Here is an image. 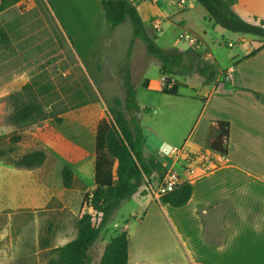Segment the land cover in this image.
<instances>
[{
  "label": "rangeland",
  "instance_id": "1",
  "mask_svg": "<svg viewBox=\"0 0 264 264\" xmlns=\"http://www.w3.org/2000/svg\"><path fill=\"white\" fill-rule=\"evenodd\" d=\"M80 1L66 3L76 14ZM84 13L83 24L89 16ZM181 14L201 39L196 37L199 52L218 64V77L232 68L233 82L264 94V53L248 57L260 46L257 38L212 28L208 13L196 0ZM62 17L58 4L48 0H20L0 11V31L8 39L5 44L0 41V150L6 152L0 157V264H59L55 249L77 238L80 217L92 214L94 224H99L101 216L86 204L85 196L96 188L98 124L113 113L125 119L133 115L124 106L123 65L128 63L138 104L151 109L138 116L148 156L159 158L160 152L167 155L172 147L181 148L205 126L206 114L197 122L203 102L191 96L208 97L211 87L199 77L176 76L178 95L163 94L158 62L134 38L129 21L111 34L104 25L94 56L81 59L75 40L65 33ZM163 28L158 35L161 48L187 47L182 39L184 27ZM26 85L32 89L24 94ZM232 86L226 82L227 88ZM21 93L25 101L40 103L48 118L25 128L11 125V98ZM15 137L19 140L13 143ZM33 150L47 155L41 168L23 170L14 165V160ZM64 168L73 172L71 188L63 184ZM143 191L144 186L112 214L90 250L92 264H100L107 244L124 231V221L136 223L132 216H138L151 197L150 192L148 198L140 196Z\"/></svg>",
  "mask_w": 264,
  "mask_h": 264
},
{
  "label": "crops",
  "instance_id": "2",
  "mask_svg": "<svg viewBox=\"0 0 264 264\" xmlns=\"http://www.w3.org/2000/svg\"><path fill=\"white\" fill-rule=\"evenodd\" d=\"M48 1L58 4L65 33L75 40L79 58L93 57L104 26L102 0L80 1L76 14L68 0ZM128 1L158 35L166 29L163 25L180 24L186 29L183 35L196 36L188 18L181 14L189 11L192 0L185 7L177 0ZM237 1L234 9L242 19L251 24L264 20V0ZM84 12L89 13L85 24L80 22ZM155 22L160 30L154 28ZM231 71L209 84L204 81L211 87L208 97L191 96L204 105L197 122L205 114L207 117L203 130L183 143L192 152L209 148L218 136L217 124L225 122L229 123L228 154H218L213 170L194 171L192 196L185 206L175 208L148 194V203L138 212L142 214L132 216L136 223L123 222L129 238L128 264H264V104L254 94L257 88L233 82ZM228 81L232 88L226 87ZM144 152L146 156L150 153L146 143Z\"/></svg>",
  "mask_w": 264,
  "mask_h": 264
},
{
  "label": "trees",
  "instance_id": "3",
  "mask_svg": "<svg viewBox=\"0 0 264 264\" xmlns=\"http://www.w3.org/2000/svg\"><path fill=\"white\" fill-rule=\"evenodd\" d=\"M20 0H2L0 11L17 4ZM209 15L212 28H222L226 31L249 35L258 39L259 48L254 49L248 56H254L264 49V20L259 24H251L242 19L234 9L237 0H196ZM104 9V25L108 34L118 26L129 21L134 38L140 39L146 53L161 64L160 71L165 77V86L161 92L165 95L177 96L180 83L174 81L176 76L199 77L205 83L213 82L220 71L215 60L211 61L196 49L164 50L158 45V32L148 27L141 18L136 6L128 0H102ZM257 21L258 18L255 17ZM198 37V36H197ZM200 39V37H198ZM70 39V38H69ZM71 40V39H70ZM201 40V39H200ZM0 41L5 44L8 39L0 31ZM72 41V40H71ZM124 84V106L127 112L133 115L125 119L123 114L112 113L109 120H102L96 130L94 183L95 190L85 196L86 204L100 215L98 225L93 222V215L83 214L77 223L78 235L73 241L58 247L59 264H92L90 250L98 241L103 228L112 214L120 208L122 203L131 199L146 183V179L159 176L163 179L166 169L152 155L146 156L145 136L139 121L141 112L150 113V108L142 109L137 102L136 89L131 82V73L128 66H122ZM173 84L171 87L170 85ZM32 89L26 85L22 93ZM22 93L11 98L13 111L9 123L18 128H25L37 124L48 118L43 106L34 99L25 101ZM256 98L264 104V94L254 92ZM218 136L209 148L217 154H228L229 123L217 124ZM13 138L12 142H18ZM11 151V150H10ZM6 154L0 150V157ZM47 155L43 150H33L25 153L13 161L14 165L23 170L41 168L46 162ZM63 184L71 188L73 172L69 168L62 171ZM147 191H143L145 195ZM192 196L190 183L176 187L172 192L162 196L160 202L175 208L185 206ZM129 238L123 231L107 244L100 264H128Z\"/></svg>",
  "mask_w": 264,
  "mask_h": 264
},
{
  "label": "built area",
  "instance_id": "4",
  "mask_svg": "<svg viewBox=\"0 0 264 264\" xmlns=\"http://www.w3.org/2000/svg\"><path fill=\"white\" fill-rule=\"evenodd\" d=\"M181 7L187 6L188 0H177ZM154 28L160 30V24L154 23ZM182 38L191 48H198L199 41L193 34L185 33ZM231 45V44H230ZM218 154L210 148H203L199 151H189L182 146L172 147L167 155L161 153L158 161L166 169L163 179L157 180L156 176L146 179L143 185L147 192L160 200L162 196L172 192L182 184H188L193 178L194 171L198 168L207 171L211 167L215 168L218 164L216 158Z\"/></svg>",
  "mask_w": 264,
  "mask_h": 264
},
{
  "label": "water",
  "instance_id": "5",
  "mask_svg": "<svg viewBox=\"0 0 264 264\" xmlns=\"http://www.w3.org/2000/svg\"><path fill=\"white\" fill-rule=\"evenodd\" d=\"M157 65H158L159 67H161V64H160V63H157Z\"/></svg>",
  "mask_w": 264,
  "mask_h": 264
}]
</instances>
